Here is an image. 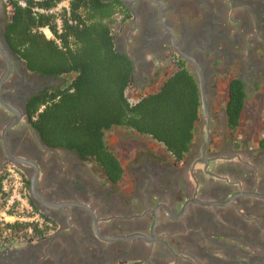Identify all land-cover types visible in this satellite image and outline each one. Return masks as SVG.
<instances>
[{"label": "flooded vegetation", "instance_id": "flooded-vegetation-1", "mask_svg": "<svg viewBox=\"0 0 264 264\" xmlns=\"http://www.w3.org/2000/svg\"><path fill=\"white\" fill-rule=\"evenodd\" d=\"M106 1H118L129 12L114 38L133 58L139 90L178 64L202 84L203 135L196 130L180 162L154 144L128 148L129 163H121L131 175L130 188L120 189L124 177L117 185L92 181L88 161L47 146L33 128L27 101L49 87V78L28 72L11 49V14L0 0V47L8 57L0 52V97L9 106L0 101V169L9 159L4 131L19 121L7 132L9 152L26 161L15 164L25 174L29 198L56 226L40 239L47 242L43 248L18 253L13 264H33L40 252L38 264H264V141L255 149L249 139L230 136L228 94L220 114L205 98L209 82L224 70L228 75L230 67L239 75L230 77L228 88L238 77L246 93L264 76V0ZM222 2L234 8L231 14ZM36 173L39 198L30 190Z\"/></svg>", "mask_w": 264, "mask_h": 264}, {"label": "trees", "instance_id": "trees-1", "mask_svg": "<svg viewBox=\"0 0 264 264\" xmlns=\"http://www.w3.org/2000/svg\"><path fill=\"white\" fill-rule=\"evenodd\" d=\"M27 1L29 7L8 4L11 17L6 39L28 72L65 80L61 86L45 87L27 101L32 126L44 143L71 150L81 160L94 163L112 185L119 184L125 174L105 139L113 128L148 136L182 161L200 119L201 95L192 72L178 64L157 91L132 103L128 90L133 82V64L117 50L114 38L129 17L120 2L71 0L70 16L64 17L59 32L53 15L34 14L32 10L35 6L54 7L57 0ZM45 27L60 44L47 38L41 30ZM246 97L243 82L233 77L226 104L227 125L232 132L240 125ZM27 226L11 225L16 231ZM35 231L40 237L46 234Z\"/></svg>", "mask_w": 264, "mask_h": 264}, {"label": "rangeland", "instance_id": "rangeland-1", "mask_svg": "<svg viewBox=\"0 0 264 264\" xmlns=\"http://www.w3.org/2000/svg\"><path fill=\"white\" fill-rule=\"evenodd\" d=\"M224 1V0H220ZM223 3V2H222ZM223 6L227 9V13H232L234 8H232L229 3H223ZM202 7V6H201ZM9 14H11V9L8 7ZM228 23L232 24L228 20ZM234 25V24H233ZM118 33V31L116 32ZM218 67H223L218 63ZM222 69V68H221ZM174 70H170L169 72L165 73L163 78L160 79L157 82H154L152 85L147 86L146 90L141 91L138 89L137 85L132 82L129 90H128V96L132 103L137 101L140 97L143 95H146L150 92L157 91L164 80L173 73ZM225 70L221 73H218L215 80L213 82H209L207 93L205 95V98H207L208 102L211 104L213 103V114L218 113L220 114V109L224 107L225 102L227 100V92H228V82L231 76H237L239 75V70L234 68H229L227 71L229 74H224ZM65 83V80L62 78H52V81L47 84V86H61ZM247 97H246V104L242 112L240 125L237 128L234 133H230V136L241 138V139H249V144L251 148L258 149L260 145V141L264 140V76L259 81H253L248 85L247 88ZM210 92L214 93L216 95V98L214 100H211L212 97H210ZM212 94V95H214ZM200 111V116H201ZM216 114V118L217 115ZM204 130V123L202 121L198 122L197 126V133L199 137L203 135ZM29 133V132H28ZM105 139L107 144L109 145L110 149L114 151V153L118 156V158L121 160L123 165L125 167L129 163L128 157L130 155V149H142V145L139 142H144L150 144H154L158 146L160 149L165 150V147L151 139L148 136L140 135L128 128H113L110 131H107L105 134ZM146 146H143L145 148ZM88 164V167L90 169V177L92 181L99 182L100 185L104 184V176L102 172L91 162H86ZM94 178V179H93ZM106 182V181H105ZM132 186L131 181V175L126 170L124 179L122 183L119 185L120 189L122 188H130ZM46 241H43L40 239L32 240V241H20L17 240H10V241H0V264H13V258L19 257L18 253H21L22 251L26 252L24 253L26 256H28L26 253L33 251L34 249H37L38 247H44L46 245ZM43 252V251H42ZM36 256V260L39 262L40 258L43 257L42 253L40 252ZM24 260L23 256L20 257ZM37 261H33V264H38ZM24 264V261L22 262ZM32 264V263H31Z\"/></svg>", "mask_w": 264, "mask_h": 264}, {"label": "built area", "instance_id": "built-area-1", "mask_svg": "<svg viewBox=\"0 0 264 264\" xmlns=\"http://www.w3.org/2000/svg\"><path fill=\"white\" fill-rule=\"evenodd\" d=\"M7 4L15 2L22 7H29L27 0H5ZM71 0H57L54 7L45 9L35 6L34 14H51L55 17L58 31H62L63 19L70 16ZM73 21L70 20V23ZM47 38L60 40L48 28H41ZM11 225H28L26 229L13 230ZM35 229L46 233L38 236ZM56 230L54 221L48 219L36 208L29 198L26 177L23 171L13 162H7L0 171V241H32L52 235ZM1 245V244H0Z\"/></svg>", "mask_w": 264, "mask_h": 264}, {"label": "water", "instance_id": "water-1", "mask_svg": "<svg viewBox=\"0 0 264 264\" xmlns=\"http://www.w3.org/2000/svg\"><path fill=\"white\" fill-rule=\"evenodd\" d=\"M120 1H122V2H125L126 0H120ZM116 48H117V50L119 51V52H121V53H123V54H126L129 58H130V60L133 62V58L132 57H130V55H128L127 53H125L123 50H121L119 47H117V45H116ZM0 52L8 59V57L6 56V54H5V50L3 49V47H0ZM179 53V52H178ZM182 55V54H181ZM184 56V55H183ZM186 58H188L189 60H191L196 66H198L197 65V63L192 59V58H189V57H186ZM11 66H10V64H9V68H10ZM198 68V67H197ZM52 78H54V77H52ZM52 78H49V80H47L46 82H45V84H48V83H50V81H52ZM199 88H200V95H201V102H202V100H203V103L205 102L204 100V89H203V86H202V84L200 83L199 84ZM0 101L5 105V106H7V107H9L8 106V104L6 103V102H4V100H2L1 99V97H0ZM18 122L19 121H11L10 123H8L7 124V127H6V129H5V131H4V140H5V149H6V151H7V153H8V155H9V159L7 160V162H13V163H16V164H19V163H22V162H26L25 160H23V159H20V158H18V157H16V156H12L11 157V154H10V152H9V146H8V142H7V132L8 131H10L11 129H13L17 124H18ZM38 133V132H37ZM42 139V138H41ZM6 162V163H7ZM34 167H36L37 168V166L35 165V164H32ZM4 166H2L1 167V169L3 168ZM1 169H0V171H1ZM37 180H38V173H36V175L35 176H32L31 178H30V190H31V194L33 195V197L34 198H39V195L37 194V191H36V185H37Z\"/></svg>", "mask_w": 264, "mask_h": 264}, {"label": "crops", "instance_id": "crops-1", "mask_svg": "<svg viewBox=\"0 0 264 264\" xmlns=\"http://www.w3.org/2000/svg\"><path fill=\"white\" fill-rule=\"evenodd\" d=\"M0 134H1V130H0ZM0 142H1L0 147L2 148L1 151H0V160H2L3 159V149H4V145H3V142L1 140V138H0Z\"/></svg>", "mask_w": 264, "mask_h": 264}]
</instances>
